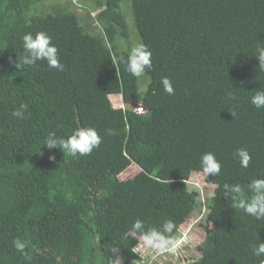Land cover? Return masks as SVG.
Returning a JSON list of instances; mask_svg holds the SVG:
<instances>
[{"label": "trees", "instance_id": "obj_1", "mask_svg": "<svg viewBox=\"0 0 264 264\" xmlns=\"http://www.w3.org/2000/svg\"><path fill=\"white\" fill-rule=\"evenodd\" d=\"M77 6L89 17L96 12L97 32L68 0H0V264H110L115 250L121 264H137L134 247L150 229L182 243L186 234L178 230L199 199L196 184L187 186L192 173L214 186L204 206L211 227L199 257L183 264H264V255L252 254L264 243V219L233 208L231 194L238 184L250 199L249 186L264 179V107L251 103L264 90L254 56L264 46V0ZM129 8L138 44L152 53L140 77L126 70ZM39 31L51 36L62 71L46 60L16 66L23 35ZM165 77L173 95L164 91ZM22 103L20 119L12 113ZM82 127L102 137L90 154L44 146L50 133L58 140ZM239 149L251 156L246 168ZM207 152L221 163L219 175L203 174ZM131 164L138 173L120 179ZM137 219L141 229L128 235Z\"/></svg>", "mask_w": 264, "mask_h": 264}, {"label": "clouds", "instance_id": "obj_2", "mask_svg": "<svg viewBox=\"0 0 264 264\" xmlns=\"http://www.w3.org/2000/svg\"><path fill=\"white\" fill-rule=\"evenodd\" d=\"M68 1L77 6L80 0ZM51 40V36L44 31L37 32L35 36L32 33L24 34L22 41L25 55L21 57L19 63L16 62V66L22 68L24 65H35L36 61L46 60L49 67L62 71L63 65L60 63L58 49L52 44ZM151 56L152 53L146 45L143 43L138 44L128 54L126 70L135 77L144 75L145 70L152 67ZM254 56L259 61L258 69L264 71V46L257 45ZM162 84L165 92L169 95L174 94L172 82L169 78H162ZM251 103L256 108L264 107V90H257L255 95L251 97ZM26 109L27 105L22 103L18 109L13 111L12 115L23 119ZM55 135V133H50L45 139L44 146L48 148L59 146L67 155L73 157L90 154L102 142V137L98 135L93 127L77 128L67 138L60 137L58 140L52 139ZM236 155L240 158L241 166L246 168L251 160L248 151L239 149ZM50 159H54V157H50ZM201 167L205 176L210 173L219 175L221 163L217 160L214 153L207 152L201 157ZM227 187L228 185L226 184L225 188ZM249 187L253 193L250 199L245 197V195H240L243 191L240 185L237 184L232 188L231 194H233L234 199L232 207L243 210L247 215L253 216L257 220L264 219V179L255 180ZM142 225L143 221L139 219L134 221L128 235H131L134 230L141 229ZM164 226L166 232H171L174 225L172 221H167ZM140 240L145 246L156 251L166 249L171 244V241L156 229H150L147 233H143ZM14 244L17 250L23 252L25 244L19 243L17 240L14 241ZM252 254L256 257L264 255V243H258L253 247Z\"/></svg>", "mask_w": 264, "mask_h": 264}, {"label": "rangeland", "instance_id": "obj_3", "mask_svg": "<svg viewBox=\"0 0 264 264\" xmlns=\"http://www.w3.org/2000/svg\"><path fill=\"white\" fill-rule=\"evenodd\" d=\"M63 1V0H59ZM71 8L76 10L79 15L81 22L84 25L89 24L91 29L94 32L99 30V25H97L91 17L95 15L96 12L90 13V17L86 14L88 8L83 6H75L71 4ZM127 17L126 21L129 25L130 31V40L133 44L132 47L138 45L137 32L133 27L132 22V13L129 10L125 11ZM146 77V76H145ZM144 86L141 87L143 89ZM110 101L114 107H122L121 98L118 95L110 96ZM139 168L135 164H131L125 171L120 175V179H127L133 177L138 173ZM196 184L197 193L199 194L198 203L195 206L192 214L186 220L185 223L180 227L178 231L184 232L186 237H182L185 241L182 243H176L172 238L170 239L171 244L168 248L156 251L151 249L143 244L140 238L137 239V243L134 247V250L137 252L139 259L137 264H183L189 258H197L200 255L198 246L203 241L207 230L211 227V223L208 220H205V198L213 194L214 186H210L204 181V176L201 173H192L189 176L187 186L191 189V186ZM178 232L176 235H178ZM110 264H121L119 260L118 251H112L111 263Z\"/></svg>", "mask_w": 264, "mask_h": 264}]
</instances>
